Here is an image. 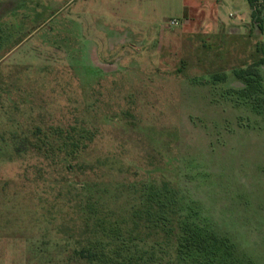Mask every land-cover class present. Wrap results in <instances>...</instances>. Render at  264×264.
<instances>
[{
  "label": "rangeland",
  "instance_id": "rangeland-1",
  "mask_svg": "<svg viewBox=\"0 0 264 264\" xmlns=\"http://www.w3.org/2000/svg\"><path fill=\"white\" fill-rule=\"evenodd\" d=\"M207 1L0 0V264H184L175 190L264 264V0Z\"/></svg>",
  "mask_w": 264,
  "mask_h": 264
},
{
  "label": "trees",
  "instance_id": "trees-1",
  "mask_svg": "<svg viewBox=\"0 0 264 264\" xmlns=\"http://www.w3.org/2000/svg\"><path fill=\"white\" fill-rule=\"evenodd\" d=\"M252 5V0H249ZM252 18H259V11L252 12ZM260 21V20H259ZM261 23V22H260ZM264 33V28L259 24ZM264 64V57L254 64L233 71L237 80L242 82L251 91H262L261 76L258 65ZM168 187V182L164 183ZM177 190L164 201H158L159 209L167 213L172 212L170 222L174 223L168 231L175 237L176 251L180 254V260L184 264H255L251 258L243 257L238 252V247L232 237L226 232L213 230L204 225L191 205L186 206L180 198V207L176 208L179 200L175 198ZM149 196H151L149 194ZM190 204H194L191 202ZM180 209V210H179ZM162 220V215L159 217ZM77 255L82 258H90L91 249L85 246L79 247Z\"/></svg>",
  "mask_w": 264,
  "mask_h": 264
},
{
  "label": "crops",
  "instance_id": "crops-1",
  "mask_svg": "<svg viewBox=\"0 0 264 264\" xmlns=\"http://www.w3.org/2000/svg\"><path fill=\"white\" fill-rule=\"evenodd\" d=\"M195 1V8H197L200 13L203 12V10H209L207 14H205L204 16L201 15V19L198 22V25L202 28V27H206L207 29H212V32L209 33V37H211L214 34H217L219 32H222V30L225 28V26H223L220 17L218 16L217 12H214L212 8V6H210V4L208 3L207 0H193ZM245 1L247 2L248 6L249 5V0H215V2L217 3L218 6H223L226 4H230L232 6H235V8H242L243 4L245 3ZM197 2V3H196ZM193 6V7H194ZM185 9H188L190 7L184 5L183 6ZM184 16L187 17V13L184 12ZM239 17V15H238ZM219 26V28H218ZM222 27V28H221ZM192 29L194 30L195 27L193 26ZM209 29V30H210ZM203 30H201L202 32ZM204 33V31H203Z\"/></svg>",
  "mask_w": 264,
  "mask_h": 264
},
{
  "label": "built area",
  "instance_id": "built-area-1",
  "mask_svg": "<svg viewBox=\"0 0 264 264\" xmlns=\"http://www.w3.org/2000/svg\"><path fill=\"white\" fill-rule=\"evenodd\" d=\"M251 9L255 11L256 6L253 5ZM170 24H171V25H176V24H177V21H176V20H171V21H170Z\"/></svg>",
  "mask_w": 264,
  "mask_h": 264
}]
</instances>
